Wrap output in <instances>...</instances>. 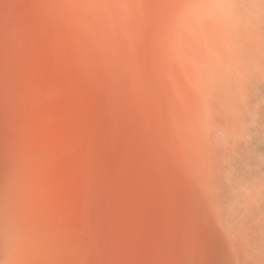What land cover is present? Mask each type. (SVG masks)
Masks as SVG:
<instances>
[{
    "label": "rangeland",
    "instance_id": "374dc122",
    "mask_svg": "<svg viewBox=\"0 0 264 264\" xmlns=\"http://www.w3.org/2000/svg\"><path fill=\"white\" fill-rule=\"evenodd\" d=\"M0 213L7 264H264V0H0Z\"/></svg>",
    "mask_w": 264,
    "mask_h": 264
},
{
    "label": "bare ground",
    "instance_id": "6f19581e",
    "mask_svg": "<svg viewBox=\"0 0 264 264\" xmlns=\"http://www.w3.org/2000/svg\"><path fill=\"white\" fill-rule=\"evenodd\" d=\"M1 215L2 214L0 213V264H7V263H9V262H7V260L8 261L10 260L9 258L12 256L13 253H12V245H10L8 235L6 234L7 230H6L3 219L1 218ZM10 241H12V240H10ZM13 245H14V243H13ZM10 247H11V249H10ZM10 252H11V254H10L11 256H8Z\"/></svg>",
    "mask_w": 264,
    "mask_h": 264
}]
</instances>
